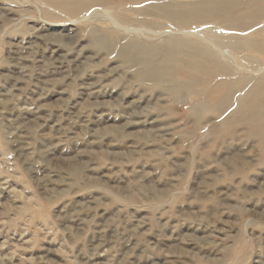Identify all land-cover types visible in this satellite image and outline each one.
Masks as SVG:
<instances>
[{
	"label": "rangeland",
	"instance_id": "rangeland-1",
	"mask_svg": "<svg viewBox=\"0 0 264 264\" xmlns=\"http://www.w3.org/2000/svg\"><path fill=\"white\" fill-rule=\"evenodd\" d=\"M86 1L0 0V264H264V127L237 108L264 83V16L188 38L151 2L71 13ZM207 54L231 102L151 75Z\"/></svg>",
	"mask_w": 264,
	"mask_h": 264
},
{
	"label": "bare ground",
	"instance_id": "bare-ground-1",
	"mask_svg": "<svg viewBox=\"0 0 264 264\" xmlns=\"http://www.w3.org/2000/svg\"><path fill=\"white\" fill-rule=\"evenodd\" d=\"M164 1L167 0H142V2H151L150 4H146V9L148 12L158 11L160 17L167 18L173 23L175 28L179 29L180 33L177 32V35L189 36L188 38H190V36L192 38L193 36L199 37L204 33H209L216 36V31H222L223 29V25H221L218 20H223L224 24L226 25H231L233 23L239 24L236 22L237 15L244 13L252 8H256L257 10L255 12V15L252 16V18L255 19L257 17L261 18L264 16V0H187L186 2H181L177 4H165ZM92 3H94L92 0H87L81 5L72 7L70 11L73 14H81V12L85 11V8H87L88 6H90V9H92ZM153 4H156V6H153ZM223 15H227L226 18H223ZM259 25L260 27H264V19ZM244 39L247 40L249 38L246 37ZM188 40L184 38L180 39L177 37L169 38L167 40V46L171 47L173 45L176 46L177 44L181 47L187 44L189 46L192 43V39ZM207 42L211 44V42L213 41ZM226 45L230 44L225 43V46ZM135 51L136 50H134V48L126 50V57L131 60L134 59ZM184 51L175 50V53H169L167 57L163 56L166 58H163V60L161 61L165 62L166 64H169L175 59L174 55H182ZM160 52L161 51L157 49L155 51H148L146 55L158 56ZM140 54L145 55L141 51ZM217 56L216 54H207L203 56L204 61L207 60L209 65L211 66L209 70L204 69L200 65L195 64L190 60H180L179 62H181V70H173L171 68H168L167 65H165L166 68L153 69L151 75L157 80L164 76L166 78L168 77L170 80L181 79L184 80V82L186 81L187 83H192L196 79L194 78L195 76L192 73L193 71H196L197 74L202 76H209L210 89L209 93H207L205 97L207 98L206 100L208 102H217L218 100H215L216 96L218 94H222L225 90V84L219 80L220 76L222 74H232V72L227 69L228 67L226 68L225 66L219 63V60L217 59L219 56ZM187 83L185 88L190 89V86ZM261 84L263 85L257 86L253 90L247 92L245 96L241 99V101L238 102L237 108L247 121H253L255 122L256 126L264 127V83ZM235 88V86L231 88V94H228L226 92L222 101L217 102L218 105L222 104V102H225L226 104L227 102H231L234 98H236V96L234 95L236 93Z\"/></svg>",
	"mask_w": 264,
	"mask_h": 264
}]
</instances>
